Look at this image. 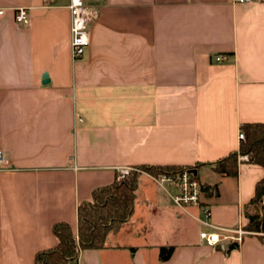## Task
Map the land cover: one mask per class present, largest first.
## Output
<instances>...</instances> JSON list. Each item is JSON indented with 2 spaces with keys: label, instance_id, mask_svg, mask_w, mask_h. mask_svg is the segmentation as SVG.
I'll use <instances>...</instances> for the list:
<instances>
[{
  "label": "crops",
  "instance_id": "crops-1",
  "mask_svg": "<svg viewBox=\"0 0 264 264\" xmlns=\"http://www.w3.org/2000/svg\"><path fill=\"white\" fill-rule=\"evenodd\" d=\"M97 2L89 45L74 59L69 0H0V264H35L57 242L55 223L76 232L78 205L118 167L197 163L193 173L216 187L203 201L214 227L136 172L131 216L106 247L70 264H264V235L231 249L199 236L244 229L264 176L247 159L236 176L212 169L238 150L242 124L264 122V0ZM18 6L27 23L15 21ZM187 218L198 224L191 233ZM163 245L173 251L160 261Z\"/></svg>",
  "mask_w": 264,
  "mask_h": 264
},
{
  "label": "trees",
  "instance_id": "trees-1",
  "mask_svg": "<svg viewBox=\"0 0 264 264\" xmlns=\"http://www.w3.org/2000/svg\"><path fill=\"white\" fill-rule=\"evenodd\" d=\"M245 139L241 140L237 151L231 152L212 163L215 172L236 176L238 174V156L246 155L247 161L264 168V122L244 123L241 126ZM194 166L144 165L139 167L150 174L169 173ZM193 171V170H192ZM197 177V175L194 173ZM137 173L131 172L122 181L97 187L91 192V200L83 201L77 207V231L74 232L66 222L55 223L52 227L57 242L54 246L38 251L35 264H70L80 250L101 249L106 247L107 235L118 229L128 220L133 211ZM206 195L216 193V187L204 185ZM264 176L256 182L254 195L249 204L254 212L247 214L248 223L244 230L260 232L264 230ZM230 241L228 249L237 246ZM173 251L172 245L159 248V260H167Z\"/></svg>",
  "mask_w": 264,
  "mask_h": 264
},
{
  "label": "built area",
  "instance_id": "built-area-1",
  "mask_svg": "<svg viewBox=\"0 0 264 264\" xmlns=\"http://www.w3.org/2000/svg\"><path fill=\"white\" fill-rule=\"evenodd\" d=\"M45 4H49L50 0H44ZM234 1H249V0H234ZM68 7L70 9V46L74 59L80 58L86 47L89 45V24L100 11V5L97 0H69ZM4 11L0 7V13ZM15 21L18 23H27V7L18 6L14 11ZM226 58L224 55H218L217 60ZM238 139L244 140L245 135L242 129L238 132ZM238 159H247L246 155H239ZM7 169V158L3 151L0 150V172ZM142 172L139 168L134 167H118L115 176V181H122L129 176L131 172ZM156 186L164 191L170 198L172 203L179 207L185 208L188 206L200 207L203 213V218L198 219L201 225L205 227H214L208 221L210 209L207 205L203 204L206 197L204 185L193 173L191 169L182 168L180 170L159 173L157 175L148 174ZM217 231L201 230L199 232L200 238L204 239L209 245H216L224 240H230L239 243L242 236L248 233H253L244 230L243 228L237 229H219ZM259 235H264L263 231L254 232Z\"/></svg>",
  "mask_w": 264,
  "mask_h": 264
},
{
  "label": "rangeland",
  "instance_id": "rangeland-1",
  "mask_svg": "<svg viewBox=\"0 0 264 264\" xmlns=\"http://www.w3.org/2000/svg\"><path fill=\"white\" fill-rule=\"evenodd\" d=\"M140 169V168H139ZM142 172H146L147 174H150L149 172L145 171L144 169H140ZM150 175H153V174H150ZM162 224H164L165 226H168L169 224V219H165L162 218ZM187 226H188V229L191 232L195 231L196 230V227L198 226V224L196 222H194L192 219L190 218H187Z\"/></svg>",
  "mask_w": 264,
  "mask_h": 264
},
{
  "label": "water",
  "instance_id": "water-1",
  "mask_svg": "<svg viewBox=\"0 0 264 264\" xmlns=\"http://www.w3.org/2000/svg\"><path fill=\"white\" fill-rule=\"evenodd\" d=\"M44 78H46V75H43ZM47 80V79H46Z\"/></svg>",
  "mask_w": 264,
  "mask_h": 264
}]
</instances>
